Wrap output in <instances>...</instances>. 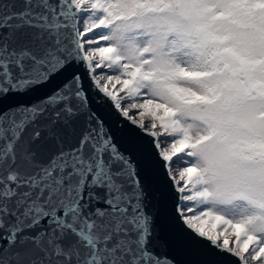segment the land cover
<instances>
[{
    "label": "snow or ice",
    "instance_id": "1",
    "mask_svg": "<svg viewBox=\"0 0 264 264\" xmlns=\"http://www.w3.org/2000/svg\"><path fill=\"white\" fill-rule=\"evenodd\" d=\"M12 97L0 264H177L110 114L151 138L191 243L264 264V0H0Z\"/></svg>",
    "mask_w": 264,
    "mask_h": 264
},
{
    "label": "water",
    "instance_id": "2",
    "mask_svg": "<svg viewBox=\"0 0 264 264\" xmlns=\"http://www.w3.org/2000/svg\"><path fill=\"white\" fill-rule=\"evenodd\" d=\"M23 102L21 98H9L2 107ZM98 111H104L98 104L93 105ZM114 114L107 115L105 123L116 136L119 146L132 152L138 162V170L146 184L147 208L158 214L159 234L161 239L169 241L167 255L174 257L177 264H234V258L224 255H212L198 244L191 243L179 228L173 205L176 202L166 179L162 162L157 158L151 138L138 131L122 128L117 125Z\"/></svg>",
    "mask_w": 264,
    "mask_h": 264
},
{
    "label": "rangeland",
    "instance_id": "3",
    "mask_svg": "<svg viewBox=\"0 0 264 264\" xmlns=\"http://www.w3.org/2000/svg\"><path fill=\"white\" fill-rule=\"evenodd\" d=\"M235 238V237H234ZM231 239H233V237H231ZM250 264H251V262H250ZM257 264H258V262H257Z\"/></svg>",
    "mask_w": 264,
    "mask_h": 264
},
{
    "label": "trees",
    "instance_id": "4",
    "mask_svg": "<svg viewBox=\"0 0 264 264\" xmlns=\"http://www.w3.org/2000/svg\"><path fill=\"white\" fill-rule=\"evenodd\" d=\"M97 59H98V58H97ZM177 167H179V166L177 165ZM233 239H235L234 236H233Z\"/></svg>",
    "mask_w": 264,
    "mask_h": 264
}]
</instances>
